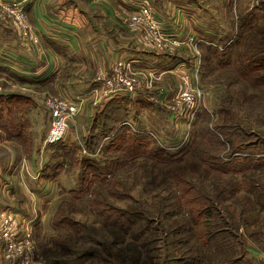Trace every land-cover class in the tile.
Here are the masks:
<instances>
[{"label": "rangeland", "instance_id": "rangeland-1", "mask_svg": "<svg viewBox=\"0 0 264 264\" xmlns=\"http://www.w3.org/2000/svg\"><path fill=\"white\" fill-rule=\"evenodd\" d=\"M149 3L152 4L153 9L154 6H159L153 5L150 1ZM186 9L187 15H172L178 29L176 31L181 34L180 37L184 42L180 45L174 44L173 47L162 51L156 49L144 37L142 27L129 21L128 17L132 11L123 12L119 17L117 26L127 33L137 35V44L143 49L146 48L149 58L157 59L158 70L166 71L164 73L153 71L158 78L145 92L157 106L154 114L148 116L144 122L150 124L153 133L169 153L174 155H178V152L183 153L181 157L187 154L193 155L196 150L204 157L207 154L220 156L234 149V145L242 141L248 142L247 139L254 141H258L256 137L264 139V71L254 79L243 78L240 75L241 65L215 69L219 60L206 54L209 44L214 43L224 48L236 38L242 17L263 15L264 0H197ZM158 15H156L158 19L162 18V15H159L160 18ZM1 23L14 27L26 44L34 42L31 37L22 36V30L14 21L0 20ZM91 26L93 21H86L85 27ZM95 26L103 28L107 25L104 21H97ZM189 37H194L195 40L201 39L206 43L204 42L203 47L198 44L193 45L187 40ZM262 40L256 47L261 45ZM257 50L248 51L253 53ZM121 58L126 63H130L126 57L120 55L94 68V77L100 85L102 76L106 75L113 64ZM79 70L73 62L65 61L60 75L54 76L46 83L34 84L26 83L24 77L16 78L12 74L9 75L10 71L0 73V93L13 95L15 100L8 107L11 110L10 116L0 115V127L9 139L22 145L27 156L34 147L32 128L36 130L39 128L40 134L42 128L44 131L49 129L51 114L46 105L47 98H66L58 92L57 87L67 84L66 79ZM130 70L136 73L141 71L134 68ZM182 73L188 75L194 86L201 90L199 108L203 107L205 110L195 114L191 120L187 115L178 117L172 111V105L178 101L182 84L179 75ZM78 74H81V71ZM160 75L166 77L161 79ZM57 77H60L59 81L56 80ZM84 85V83L69 84L66 90L68 92L82 90ZM98 97L95 94L91 98L83 99L80 111L70 122L65 139L55 146H50V150L41 158L43 163L48 159L44 163V172L53 177H61L65 187L60 188V192L52 198V203L49 205L46 201H37L35 197L28 201L30 210L37 214L34 227L32 224L31 228L25 226V229L30 230L36 251L35 259H31L29 264H182L181 254L176 250L163 220L157 218L159 220L149 221L132 216L135 224L125 232L116 225L107 223L100 210L92 206L93 200L101 196L106 200L104 208L119 207L132 215L142 212L147 216L151 215L154 211L153 200L158 197L159 192L166 193L164 175L160 173V167L154 166L152 162H140L144 164H141L140 168L123 170L119 172V177H114L117 170L114 174V165L110 163L107 166L103 164L106 162L104 160L100 165H103V176L106 175L110 179L108 184L95 188L94 184L93 188L96 191L94 197L69 194L71 190L84 189V170L82 166L72 163L73 158L76 156L87 160L94 156L93 153L98 152L92 147L91 142L97 132L95 116L98 110L95 106L104 105L108 101ZM85 104H89L87 108ZM139 111L142 115V109ZM19 115H24L28 120L23 122L20 134L14 136L10 132V126L4 123L10 124L12 118H18ZM175 132H177L176 136ZM194 141L196 147L193 146ZM42 142L43 146L49 145L45 143V138ZM258 148H261V145ZM101 156L104 157V154L102 153ZM199 178L202 180L203 176ZM202 183L208 184V188L210 185L213 186L209 176L205 177ZM118 191H122L125 195L115 198L114 194ZM16 199L20 201L15 204ZM59 199L60 201L57 202ZM23 200V197L5 192L1 195L0 191V217L13 215L16 224L24 227L26 223L23 224V215L20 213L22 211H17V208L24 204ZM62 203L61 212L66 210L65 216L72 220L70 226L59 227L55 223ZM41 218H44L45 224ZM221 225L223 226V222ZM223 232L225 238L231 242L234 254L238 250L246 253L252 263L264 264V211H261L260 217L252 222L240 224L233 230L235 234L232 235L230 225L226 224ZM7 245V241L0 236V264H22L20 257L7 258L5 255ZM205 260L207 261L203 264L224 263L216 251L208 252Z\"/></svg>", "mask_w": 264, "mask_h": 264}, {"label": "trees", "instance_id": "trees-1", "mask_svg": "<svg viewBox=\"0 0 264 264\" xmlns=\"http://www.w3.org/2000/svg\"><path fill=\"white\" fill-rule=\"evenodd\" d=\"M240 22L235 39L224 48L209 44L212 48H205L206 54L219 60L215 69L238 64L241 65V77L254 79L264 71V14L244 16ZM261 39V45L256 47ZM204 42L197 40L200 47H203ZM13 100V95L0 93V115L10 116L8 107L13 104ZM152 104L154 102L149 97L141 100L131 95L116 96L106 102L104 108L96 113L97 132L91 139L92 147L98 152L93 153L90 159L75 156L72 161L84 170V189L71 190L69 194L94 197L95 187L108 184L110 179L103 176V165H100L104 160L106 162L103 164L114 165V174L117 170L114 177H119V172L123 170L140 168L143 164L140 162L150 161L160 167L159 171L166 181V193L159 192L153 200L152 214L147 216L142 212L132 215L119 207L104 208L106 200L100 196L93 200L92 206L100 210L107 223L127 232L135 224L132 216L149 221L157 218L163 220L167 225V233H170L176 250L181 254L182 264H203L207 261V253L213 251L219 254L223 264H254L246 253L237 250L234 254L233 246L225 238L223 230L225 224L230 225L233 235V230L240 224L252 222L264 211V139H247L248 142L242 141L220 156L207 154L204 157L197 150L185 157H181L183 153L179 152L174 155L169 153L153 132L136 129L129 123L133 110L139 115V109L150 108ZM12 110L16 112L13 107ZM203 110V107L198 108L196 114L205 112ZM27 120L24 115H19L18 118L13 117L10 124H4L10 126L12 135L18 136L23 129V122ZM259 145L261 148H258ZM193 146L196 147V143ZM49 176L44 174V177ZM200 176H203L202 180L209 176L213 186L208 188ZM121 195L125 193L118 191L114 194L115 198ZM62 206L63 203L55 223L59 227L70 226L72 220L65 216L66 210L61 212Z\"/></svg>", "mask_w": 264, "mask_h": 264}, {"label": "crops", "instance_id": "crops-1", "mask_svg": "<svg viewBox=\"0 0 264 264\" xmlns=\"http://www.w3.org/2000/svg\"><path fill=\"white\" fill-rule=\"evenodd\" d=\"M21 1L24 3L26 12L28 11L29 15L27 16L37 41L27 42V45L21 40L14 27L1 23L0 73L10 71L9 75L12 74L16 78L24 77L27 80L25 82L30 84L46 83L54 76L60 75L65 61H71L77 69H80L78 72L81 71V74L72 73L65 81L67 84L60 85L57 90L68 99L80 97L83 101L86 97L94 96L101 87L100 82L94 77V68L104 65L120 55L126 57L134 69L161 72L158 70L157 59L149 58L150 55L146 54V48L143 49L141 45L137 44V35L127 33L117 26L120 15L123 12L128 13L135 10L141 0ZM149 1L153 5H159L154 6L155 15H162V18L158 16L165 22L170 35L181 40V34L176 31L178 29L172 15H187L186 8L190 4H195L197 0ZM89 20L93 21V26L85 27L86 21ZM97 21H104L107 26L97 27L95 26ZM164 72L166 71L161 73ZM164 77L166 75L161 76V79ZM56 80L59 81L60 77H57ZM74 83H84L85 85L82 90L68 92L66 86ZM145 91H148V88H141L132 97L142 100L148 97ZM35 103L40 105L38 102ZM88 105L85 104V108ZM104 105L94 106L96 110L101 111ZM156 106L157 104L154 103L150 108H143V116L136 115L135 111H132L129 123L136 129L153 132L150 124H146L144 121L148 116L154 114ZM48 124L50 125V122ZM32 130L34 147L31 154L27 156L22 145L9 139L3 128L0 127V191L1 195L2 192H5L23 197L24 204L17 208V211H22L19 212L23 215V224H32L34 227L37 214L30 210L31 206L28 205V201L35 197L37 201H46L48 204H45L49 205L52 203V198L65 185L61 177H44V174H47L44 172V163L48 159L43 163L41 158L50 150V146L55 145L43 146L42 139L45 138L47 130L44 131L42 128L41 134L39 128L38 130L32 128ZM174 134L176 136L177 132ZM19 201L20 199H16L15 204ZM59 201L60 199L57 200V202ZM3 204L5 203L3 202ZM41 219L45 224L44 218Z\"/></svg>", "mask_w": 264, "mask_h": 264}, {"label": "built area", "instance_id": "built-area-1", "mask_svg": "<svg viewBox=\"0 0 264 264\" xmlns=\"http://www.w3.org/2000/svg\"><path fill=\"white\" fill-rule=\"evenodd\" d=\"M128 19L132 24L142 27L144 37L158 50H166L174 44L180 45L184 42L170 35L164 22L156 17L153 6L148 0H141L137 9L129 14ZM0 20L14 21L22 30L23 37L28 36L37 41L23 1L0 0ZM187 40L197 45L198 39L189 37ZM131 68V63H126L122 58L116 61L111 70L102 76L101 87L96 92L98 98L107 101L116 96H132L141 88L152 87L158 78L152 71H137L140 73H136L132 72ZM179 77L182 84L178 101L172 105V111L178 117L187 115L191 120L199 108L201 90L194 86L188 75L182 73ZM81 102L80 97L77 99L47 98L46 105L51 114V120L45 137L46 144H55L65 139L70 122L80 111ZM25 226L31 228L29 224L24 227L16 224L13 215L0 217V236L8 243L5 255L7 258L20 257L22 264H29L31 259H35L36 251L30 230L25 229Z\"/></svg>", "mask_w": 264, "mask_h": 264}]
</instances>
